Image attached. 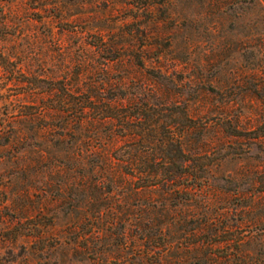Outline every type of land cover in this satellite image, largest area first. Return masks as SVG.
<instances>
[{"label": "rangeland", "instance_id": "374dc122", "mask_svg": "<svg viewBox=\"0 0 264 264\" xmlns=\"http://www.w3.org/2000/svg\"><path fill=\"white\" fill-rule=\"evenodd\" d=\"M100 40L133 46L99 52L93 45ZM136 53L148 57L145 71L161 57L162 68L174 72V109L186 103L195 119L189 140L195 158L211 168L209 187L195 196L209 197L210 209L228 215L249 205L264 189V145L253 138L264 121V0H0V57L38 79L35 94H20L28 87L0 72V159L14 125L8 117H18L20 105L59 103L65 84V102L121 76L129 77L128 89L145 86L148 78L135 76L144 73L134 65ZM48 86L55 87L50 95ZM236 119L237 132H228ZM9 164L0 163V264H91L72 256V247L84 243L73 239L89 233L90 214L105 206L87 203L85 187L62 185L47 169L8 179ZM75 214L86 217L76 234Z\"/></svg>", "mask_w": 264, "mask_h": 264}, {"label": "trees", "instance_id": "16d2710c", "mask_svg": "<svg viewBox=\"0 0 264 264\" xmlns=\"http://www.w3.org/2000/svg\"><path fill=\"white\" fill-rule=\"evenodd\" d=\"M93 46L112 52L133 45L100 40ZM131 56L144 71L135 76L149 80L145 86L128 89L129 77L121 76L116 83L88 87L81 101L65 102L70 96L65 84L59 103L20 105L19 116L8 117L14 125L4 155L10 163L7 178L47 169L62 185L85 187L87 203L105 206L90 214L89 233L73 239L84 243L72 247V256L91 264H264V211L248 214V209L264 208V189L230 215L210 209L209 197L197 198V191L209 187L211 168L195 158L189 136L198 127L188 106L173 107L178 102L174 72L162 68L159 56L152 57L156 63L150 71L144 70L148 57ZM2 71L11 77L9 83L28 87L20 94L38 89L35 76H25L22 65L5 57H0ZM54 89L48 86L46 95ZM238 122L228 123V132H237ZM256 129L253 138L264 145V121ZM12 146L17 150L11 152ZM115 198L119 203H113ZM84 220L80 214L71 218L74 233Z\"/></svg>", "mask_w": 264, "mask_h": 264}]
</instances>
